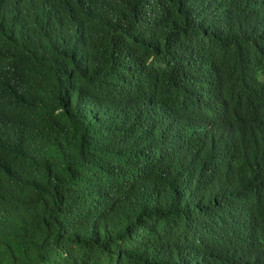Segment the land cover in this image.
Here are the masks:
<instances>
[{"label":"trees","instance_id":"16d2710c","mask_svg":"<svg viewBox=\"0 0 264 264\" xmlns=\"http://www.w3.org/2000/svg\"><path fill=\"white\" fill-rule=\"evenodd\" d=\"M0 264H264V0H0Z\"/></svg>","mask_w":264,"mask_h":264}]
</instances>
